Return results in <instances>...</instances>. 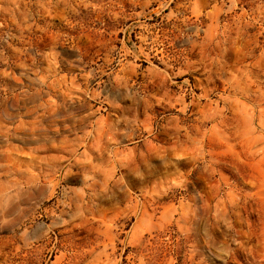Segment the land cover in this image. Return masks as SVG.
<instances>
[{
    "label": "rangeland",
    "instance_id": "374dc122",
    "mask_svg": "<svg viewBox=\"0 0 264 264\" xmlns=\"http://www.w3.org/2000/svg\"><path fill=\"white\" fill-rule=\"evenodd\" d=\"M0 264H264V0H0Z\"/></svg>",
    "mask_w": 264,
    "mask_h": 264
}]
</instances>
